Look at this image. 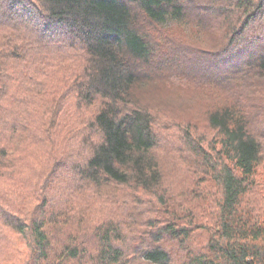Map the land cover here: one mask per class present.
Here are the masks:
<instances>
[{
    "label": "trees",
    "instance_id": "16d2710c",
    "mask_svg": "<svg viewBox=\"0 0 264 264\" xmlns=\"http://www.w3.org/2000/svg\"><path fill=\"white\" fill-rule=\"evenodd\" d=\"M182 21L223 32L209 60L195 44L171 48L191 66L183 81L229 91L207 113L217 156L194 146L222 198L211 218L182 203L149 213L137 234L139 216H108L164 183L154 114L133 99L157 53L139 24ZM263 81L264 0H0V251L11 247L18 264H264V210L250 203L264 194V117L255 126L256 106L242 100ZM58 116L82 123L81 151L37 144ZM75 157L83 165L68 168ZM207 225L206 245L191 252L187 240ZM126 233L142 246L126 253Z\"/></svg>",
    "mask_w": 264,
    "mask_h": 264
},
{
    "label": "rangeland",
    "instance_id": "374dc122",
    "mask_svg": "<svg viewBox=\"0 0 264 264\" xmlns=\"http://www.w3.org/2000/svg\"><path fill=\"white\" fill-rule=\"evenodd\" d=\"M204 24L206 25L201 28L186 21L177 24L171 23L165 27L147 25V23L139 24L142 28L144 27L143 30L149 31L150 37L153 39L154 47L152 46V48L157 53L152 59V67H146L144 74L140 77L141 80L133 91V99L138 105L149 108L154 114L156 120L154 127L158 140L156 154L163 164L164 183L155 194L143 195L142 203L138 202L137 204L134 202V205L123 206L120 211L117 210L113 215L108 216L109 219L111 217L118 219L116 221H124L126 215L139 216L138 226L136 227L137 234L145 233L143 218L148 219L149 213L161 217L166 214L167 208H170L171 205L175 206L182 203L185 204L188 215H193L196 219L211 218L222 198L220 187H218L214 178L210 174H205L202 170L203 167L196 163L198 161L196 155L199 153L197 151L201 149L200 147H203L214 158L217 156L214 147H219L217 139H220V136L215 130L211 129L207 113L218 103L221 105L226 103L228 90L183 81L181 79L182 75L193 74L192 71L187 69L191 66H189L187 60L177 58L176 50L171 49L172 44H195L202 49L201 51H205L204 55H212L217 47L220 46V43L224 42L223 32H218L216 27H211L210 21ZM169 35L171 39L168 43L166 36ZM166 44L168 45L166 46ZM161 45L166 46L171 51L164 55ZM209 55L204 56L206 60L210 59ZM200 64L201 68L208 66L204 61H201ZM234 100L235 98L231 102ZM242 100L247 105L256 106L251 108V120L255 126L257 123L260 125L262 116L264 117V81L258 87L244 89ZM59 118V116L56 118V122L59 125L51 130V135H41L37 144H41L45 140L48 142L51 140L63 147L68 145L69 142L75 143L74 151L76 148L81 151L83 146L80 140L84 137L83 135L78 136V133H82V123L79 120L75 121L72 119L63 121L61 119L58 121ZM259 130L260 128H258V133ZM47 136L50 137L46 138ZM45 146L47 147V143ZM194 146L197 147V151L194 150ZM78 165H83L82 158L75 157L68 162V168ZM79 181V178H75L69 185L72 189H75L81 185ZM190 193L192 197L188 201L185 198ZM161 198H164L162 202ZM254 201L259 202L262 210H264V194L260 192L252 194L250 203ZM163 202L167 203L168 207L162 204ZM177 211L179 212L178 209ZM95 214H92L94 215L93 218L87 215L90 217V221H95ZM262 218L264 220V212ZM158 220L159 223H162L161 218ZM204 220L202 219L203 222ZM205 224H207V221L204 222ZM206 228H208V225L201 229L195 228L192 232L190 239L185 244L191 252H198L206 245L209 238ZM125 235L128 236L126 237ZM125 235V239L129 240L123 246L126 249V253L129 248L135 246L137 250V248L142 246L141 243H136V245L132 243L133 235L127 233ZM5 244H2L3 247ZM172 248L179 249V245L177 244V247L173 246ZM10 249L12 248L7 247L8 251ZM7 250L0 251V257L5 256L1 263L18 264V257L9 255ZM177 253L174 254L176 262L182 257L179 250H177Z\"/></svg>",
    "mask_w": 264,
    "mask_h": 264
}]
</instances>
